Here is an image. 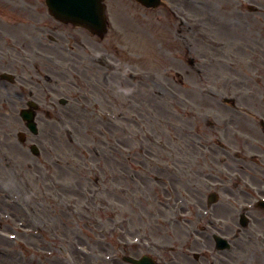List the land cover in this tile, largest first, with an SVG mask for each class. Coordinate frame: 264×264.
<instances>
[{
  "label": "rangeland",
  "instance_id": "rangeland-1",
  "mask_svg": "<svg viewBox=\"0 0 264 264\" xmlns=\"http://www.w3.org/2000/svg\"><path fill=\"white\" fill-rule=\"evenodd\" d=\"M181 1L186 11L175 14ZM232 1L165 0L146 10L107 0L105 41L123 46L121 61L129 68L134 59L135 74L155 76L109 73L102 105L99 98L85 108L57 103L68 121L40 113L37 136L23 126L15 100L28 89L0 79V264H128L123 256L155 255L164 246L214 247L213 233L246 250L239 258L247 264H264V209L256 206L264 197V132L254 118L264 115V78L257 82L264 76V0H251L259 13ZM45 8L44 0H0V47L12 44L10 34L23 39L51 20ZM193 18L201 29L187 28ZM6 64L0 55V73ZM40 66L47 71L38 79L54 78L53 64ZM57 79L60 94L81 87L69 73ZM163 86L178 92L167 95ZM198 108L214 119L210 129L196 118ZM237 113L230 129H245L247 142L219 132ZM214 134L226 145L212 144ZM33 142L40 156L30 152ZM212 192L220 199L209 206ZM243 210L247 228L238 221Z\"/></svg>",
  "mask_w": 264,
  "mask_h": 264
},
{
  "label": "flooded vegetation",
  "instance_id": "flooded-vegetation-1",
  "mask_svg": "<svg viewBox=\"0 0 264 264\" xmlns=\"http://www.w3.org/2000/svg\"><path fill=\"white\" fill-rule=\"evenodd\" d=\"M250 0H238V3L242 6L243 3ZM234 6V1L230 2ZM178 7L180 5L178 4ZM261 10V8H259ZM260 10H255L259 13ZM30 38L27 40H16L15 44L4 45L0 48V54L3 59L7 61L8 69L15 70L17 74L22 78L29 75V72L33 73L30 78L29 87L30 96L39 103H42L48 107L54 108L56 102V96L60 92L57 87H49L48 84L41 86L35 76L39 75L41 67V61L43 59H48L54 62L57 68L62 70L71 69L75 71V75L78 78L81 76L87 81L90 91L95 92L96 90H102L103 84L101 83L104 79L103 67L91 57V62L87 60L88 49L94 52H99L101 55H107L108 58L113 62L119 61V50L113 46H104L103 42L105 39H94L95 35L89 31L79 28L74 25L64 24L58 21L44 22L41 25L34 24V29L28 35ZM46 38L50 40L46 41ZM92 38V39H90ZM45 68V67H44ZM57 76V75H55ZM106 85H109V81L105 75ZM57 83L56 80L51 79V83ZM52 83V84H53ZM42 89L44 93H48L46 97L45 94L42 96L39 92ZM68 94L76 101H81L84 99L83 92L80 94L70 87H66ZM132 104L135 106L137 104L136 98H132ZM28 103V100L24 101ZM50 115V113H49ZM199 180H202L200 177ZM210 180L213 181V177L210 176ZM199 183H201L199 181ZM232 252L220 253L218 255L205 254L203 256L195 258V264H204L207 262H218V264H247V261L239 258L240 252H246L241 248H233ZM162 257V256H160ZM169 260L173 264H191L190 256H173Z\"/></svg>",
  "mask_w": 264,
  "mask_h": 264
},
{
  "label": "water",
  "instance_id": "water-1",
  "mask_svg": "<svg viewBox=\"0 0 264 264\" xmlns=\"http://www.w3.org/2000/svg\"><path fill=\"white\" fill-rule=\"evenodd\" d=\"M103 0H47L50 12L56 17V19L63 20L65 22H72L74 24H80L86 26L91 30L101 31L105 26L104 9L105 6L102 3ZM147 7H157L160 5L159 0H138ZM105 30V28H104ZM25 120L28 121L27 126L37 133L35 115L29 111H23L21 114ZM34 152H37L34 148ZM215 197L211 198V202L215 201ZM243 225H246L245 219L240 220ZM218 246L220 244L217 242ZM223 247V246H220ZM125 260L132 262L133 264H154L152 259L143 257L141 260L127 257Z\"/></svg>",
  "mask_w": 264,
  "mask_h": 264
}]
</instances>
